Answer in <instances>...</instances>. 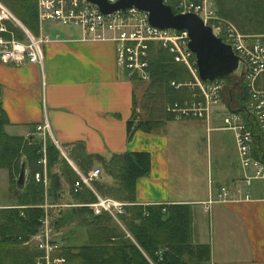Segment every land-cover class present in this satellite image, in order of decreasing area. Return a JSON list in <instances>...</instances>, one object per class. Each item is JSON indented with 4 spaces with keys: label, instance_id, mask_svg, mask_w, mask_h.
Returning <instances> with one entry per match:
<instances>
[{
    "label": "crops",
    "instance_id": "obj_1",
    "mask_svg": "<svg viewBox=\"0 0 264 264\" xmlns=\"http://www.w3.org/2000/svg\"><path fill=\"white\" fill-rule=\"evenodd\" d=\"M56 24L60 23L37 26V34L50 38L41 45L40 65L0 62L5 132L40 137L41 146L49 138L76 173L80 171L66 153L73 142H80L87 153L104 157L112 152L147 151L149 169L136 179V202L189 203L193 238L208 245L209 264H264V184L253 179L248 188L251 197H242L235 130L223 120L238 111L228 108V92L202 116H176L167 110L172 115L156 116L150 129L128 131L136 88L116 63L115 43L85 39L78 25L55 29ZM256 81L263 85V75ZM234 91L232 104L237 103ZM190 98L191 93L186 99ZM134 109L141 112L139 105ZM43 122L47 127L42 135L35 126ZM261 144L264 148V140ZM99 166L95 161L89 169ZM24 170L26 175L25 166ZM180 183L192 195L172 194L170 187L175 186V191ZM221 187L228 192L224 199L217 197ZM14 190L13 200L0 206L15 203V184ZM62 190L66 197L64 182Z\"/></svg>",
    "mask_w": 264,
    "mask_h": 264
},
{
    "label": "trees",
    "instance_id": "obj_2",
    "mask_svg": "<svg viewBox=\"0 0 264 264\" xmlns=\"http://www.w3.org/2000/svg\"><path fill=\"white\" fill-rule=\"evenodd\" d=\"M22 24L37 34L35 0H0ZM216 15L229 19L236 28L247 34H264V0H211ZM15 36L20 30L11 26ZM261 38V37H260ZM264 39V38H263ZM148 79L131 77L135 88L143 85L138 99L133 97L132 111L128 120V131L150 129L156 116L171 112L165 109L173 101L189 98L195 87L185 84L192 80L186 66L172 59V53L158 41L147 44ZM180 82L174 87L169 82ZM227 82L228 80H225ZM226 87V84H225ZM233 97L227 99L229 109L246 115L245 102L248 95L243 81ZM138 101V102H137ZM139 105L140 111H135ZM254 136L253 155L264 156L261 141L264 131L247 116ZM7 119L0 109V167L7 170L10 182L14 183L20 162L26 168L25 181L17 190L16 202L0 206V264H7L12 248L21 259V264H33L38 250L21 242L35 233L43 214L41 203L46 197L51 203L57 200L66 205L59 210L53 222L56 229L76 222L84 227L85 236L76 241L66 236L53 254L64 257L63 264H209L208 245L193 238L192 209L186 202L148 203L135 200V182L149 169V154L144 150L112 152L108 157L87 153L80 142H73L67 156L86 172L96 161L100 173L90 182L91 188L82 185L73 190L78 174L53 142L44 141L45 183L36 180L33 172L41 171L36 162L40 155L41 140L34 135L21 136L5 132ZM62 182L66 184L67 196L63 197ZM125 202L123 210L113 219L105 210L94 214L84 203L95 200L94 192Z\"/></svg>",
    "mask_w": 264,
    "mask_h": 264
},
{
    "label": "built area",
    "instance_id": "obj_3",
    "mask_svg": "<svg viewBox=\"0 0 264 264\" xmlns=\"http://www.w3.org/2000/svg\"><path fill=\"white\" fill-rule=\"evenodd\" d=\"M112 1V0H109ZM170 3L177 11L195 12L204 23L211 27V31L219 36L222 41L229 44L231 50L245 63V71L242 81L248 95L245 102L246 115L241 111L229 112L224 117L226 126L235 130V143L239 163L242 167V197L250 198L248 188L253 179H260L264 184V156H254L252 147L254 136L251 123L247 116L260 128H264V39L253 36L246 41L235 28L216 15L207 5L208 0H162ZM37 22L40 25L46 21L60 24L78 25L85 39L109 40L115 43V60L119 67L123 68L127 77L137 76L142 80L148 79L147 44L150 41H158L160 45L172 53V59L182 62L192 76V80L186 82L189 87H195L191 92V98L180 102L173 101L167 104L165 109L176 112V116H202L211 104L216 103L225 88L222 78L201 80L197 77L194 55L187 47V34L185 30L170 27L159 28L147 21V13L135 7H127L123 10L102 13L96 5L87 0H35ZM225 21V22H224ZM11 26L20 30L21 37L15 36ZM50 38L46 33L33 34L14 13L0 1V62L11 65L42 62V43ZM263 75V85H257V77ZM177 87L180 82H169ZM47 124H37L35 130L41 134ZM43 135V134H42ZM37 163L41 171H34L33 177L45 183V154L44 146L40 147V155ZM247 169H250L247 171ZM100 170L93 167L86 172H78V178L73 182V190L82 185L91 188L90 182L96 178ZM239 192V188H236ZM94 192V191H93ZM95 200L84 203L91 208L92 213L97 214L105 210L113 219L117 220V214L123 210L125 202L115 200L112 197L101 196L94 192ZM228 192L223 187L217 193L219 199H224ZM264 199V191L261 195ZM210 201V200H208ZM53 206H65L66 203H50ZM49 212L44 209L43 216L39 219V226L35 233L22 241L26 245L41 250L42 253L34 255L33 264H63L64 257L61 254H53L59 246L54 239L49 225Z\"/></svg>",
    "mask_w": 264,
    "mask_h": 264
},
{
    "label": "water",
    "instance_id": "obj_4",
    "mask_svg": "<svg viewBox=\"0 0 264 264\" xmlns=\"http://www.w3.org/2000/svg\"><path fill=\"white\" fill-rule=\"evenodd\" d=\"M102 13L135 7L146 11L147 21L159 28L183 29L187 34V47L194 55L197 77L201 80L222 78L229 99L231 89L239 87L245 71V63L211 31V27L192 11H177L172 4L162 0H87ZM25 180L24 163L20 162L14 182L17 190ZM16 190V191H17Z\"/></svg>",
    "mask_w": 264,
    "mask_h": 264
},
{
    "label": "rangeland",
    "instance_id": "obj_5",
    "mask_svg": "<svg viewBox=\"0 0 264 264\" xmlns=\"http://www.w3.org/2000/svg\"><path fill=\"white\" fill-rule=\"evenodd\" d=\"M4 4V3H3ZM5 5V4H4ZM207 5L210 7V8H212L213 9V6H212V1L211 0H208L207 1ZM213 11H214V9H213ZM215 13V12H214ZM220 17V16H219ZM220 19H223V20H225L226 22H228L229 24H231L234 28H235V30L241 35V36H243L244 37V39L246 40V41H248L251 37H253V36H257V35H255V34H247V33H242V32H240L237 28H236V26L234 25V23H232V21L231 20H229V19H226V18H223V17H220ZM224 21V22H225ZM64 26H66V25H63V24H56V26H55V29H59V28H61V27H64ZM262 35H264V34H262ZM257 37H261V38H264V36H261V35H258ZM191 75V74H190ZM192 77V76H191ZM223 80V79H222ZM142 84L139 86V87H137L136 89H135V91H136V96H137V99H138V97L140 96V91H141V88H142ZM234 90H237V92L236 93H238V88H233V89H231V96H232V94L235 92ZM227 92V89L226 88H224V90L222 91V93H224V96H225V98H226V93ZM138 105V104H137ZM191 152V151H190ZM194 154V153H193ZM178 157V156H177ZM188 158H190L189 157V155L186 157V159H188ZM211 158H212V154H211ZM100 167V166H99ZM98 167V168H99ZM99 170H100V168H99ZM101 171V170H100ZM179 185H181L180 187L178 186V188H177V190H175L174 191V188H176L175 186H171L170 187V190H171V193L172 194H185V195H192V192H187V190L185 189V187H184V185H183V187L184 188H182V184L180 183ZM189 185H191V184H189ZM202 185V184H201ZM182 188V189H181ZM12 189L14 190V185H13V182H10V180H9V178H8V173H7V170L5 169V168H3V167H0V204L1 203H6V202H9V201H12L13 200V198H14V195L12 194ZM15 191V190H14ZM108 197H110V196H108ZM116 200V199H115ZM60 201H63V200H57V202H55V203H57V204H60V203H62V202H60ZM121 201V200H120ZM15 202H16V197H15ZM51 202H50V200L48 199V198H46V197H44L43 198V201H42V203L40 204L41 205V207L43 208V214H44V209L46 208V212H49V216H48V218H49V225H50V228H51V233H52V235H53V237H54V239L56 240V242H57V244H58V246H60V244L62 243V240H65L64 238V236H66V232H65V230H67V228H69L70 229V232L67 234L69 237V240L70 241H74V240H76V241H78V240H80V239H82L84 236H85V232H84V227L82 226V225H79L78 223H76V222H72V223H70V225L71 226H69V225H65V226H62L61 228H59V229H56V228H54V226H53V222H54V220L57 218V216H58V214H59V210H61L64 206H53V207H51L49 204H50ZM13 204V203H12ZM54 204V203H53ZM10 205V204H9ZM43 214H42V216H43ZM41 216V217H42ZM64 237V238H63ZM67 237V236H66ZM22 243V242H21ZM22 244H24V243H22ZM28 247H32L30 244L28 245ZM34 248V247H33ZM38 250V249H37ZM58 250H59V248H58ZM40 253H42V251L41 250H38V255L40 254ZM9 254L10 255H8L7 256V264H21V259H19L18 258V254H16V252L14 251V249H10L9 250ZM36 254V255H37ZM55 254V253H54Z\"/></svg>",
    "mask_w": 264,
    "mask_h": 264
},
{
    "label": "bare ground",
    "instance_id": "obj_6",
    "mask_svg": "<svg viewBox=\"0 0 264 264\" xmlns=\"http://www.w3.org/2000/svg\"><path fill=\"white\" fill-rule=\"evenodd\" d=\"M43 25V24H42ZM76 26V25H75ZM43 48V47H42ZM32 64V63H31ZM14 66V65H13ZM21 66V65H20ZM122 72V71H121Z\"/></svg>",
    "mask_w": 264,
    "mask_h": 264
}]
</instances>
